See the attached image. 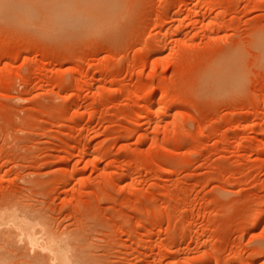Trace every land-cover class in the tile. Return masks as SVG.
Wrapping results in <instances>:
<instances>
[{
	"label": "rangeland",
	"instance_id": "rangeland-1",
	"mask_svg": "<svg viewBox=\"0 0 264 264\" xmlns=\"http://www.w3.org/2000/svg\"><path fill=\"white\" fill-rule=\"evenodd\" d=\"M77 4L0 0V212L76 264H264V0Z\"/></svg>",
	"mask_w": 264,
	"mask_h": 264
},
{
	"label": "bare ground",
	"instance_id": "bare-ground-1",
	"mask_svg": "<svg viewBox=\"0 0 264 264\" xmlns=\"http://www.w3.org/2000/svg\"><path fill=\"white\" fill-rule=\"evenodd\" d=\"M77 1H78V4L76 5L75 8L78 11H80V7L82 8L83 11L96 10L98 8H100L101 10L105 9V8H103L104 6L101 5V0H85V2H80V0H77ZM107 7L108 6H106V8ZM241 57H242L241 54L230 56L228 59H226L221 64V66L219 65L220 66L218 68L219 73L220 74L223 73L222 74L223 76L227 75L228 73L236 74L237 77H238L239 70L241 69V64H242L241 59H240ZM230 69H232V70H230ZM24 207L26 208V207H28V205H26ZM18 208L19 207L11 208L10 210L6 211L7 207H5V211L6 212L3 213L1 211L0 213L2 214V220H5L7 222V224L9 222H11L10 223L11 225H9V227H10L9 230L12 231L14 228H16V227L13 228V225L17 224L16 225L17 229L20 230V234L19 235H21L22 237H25L26 243L28 244V246H30L33 250L36 251L35 255L31 256L32 260L28 261L29 264H33L35 259H38L39 255H44L46 258H50V259H52L54 261H58L59 260L60 264H76L78 262L77 258H79V257L76 258L77 255H76V252H75L77 247L75 248L74 245L72 244V242H73V240L75 238L73 239L72 236H70V237H61V236L57 235V233L51 231L49 228L48 229L44 228V229H42V231L36 229V224L40 225L39 218L36 217L38 219V222H39V224H38V223H36L37 219L34 222L32 217L29 216L28 212L25 211V212L21 213ZM30 210H31V207H30ZM32 214H34V213L32 212ZM39 215H40V213H39ZM32 216H34V215H32ZM4 224H6V223H4ZM39 229H41V227ZM9 230H8V232H9ZM13 232H14L13 234L16 235L15 231H13ZM16 232H18V231H16ZM39 232L41 233L40 235H39ZM76 235L79 236L80 234H76ZM80 237H81V235H80ZM6 238L8 239V237H6ZM6 238H5V240H6ZM2 242H4V241H2ZM6 245H8V244H6ZM1 246H2V244L0 245V247ZM7 250H8V248H7ZM20 250L22 251L21 248H20ZM45 251H46V253L43 254V252H45ZM38 260H40V259H38ZM79 260H80V258H79ZM86 260H88V259H86ZM82 261H84V260H82ZM35 263H36V261H35ZM56 264H58V263H56Z\"/></svg>",
	"mask_w": 264,
	"mask_h": 264
}]
</instances>
